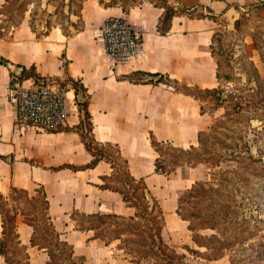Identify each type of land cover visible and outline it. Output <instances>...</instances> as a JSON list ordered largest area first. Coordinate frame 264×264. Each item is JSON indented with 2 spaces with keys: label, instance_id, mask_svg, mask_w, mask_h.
Segmentation results:
<instances>
[{
  "label": "crops",
  "instance_id": "obj_1",
  "mask_svg": "<svg viewBox=\"0 0 264 264\" xmlns=\"http://www.w3.org/2000/svg\"><path fill=\"white\" fill-rule=\"evenodd\" d=\"M75 2L46 0L43 7L46 14L38 21L40 25L45 24L47 18L43 17L56 13L62 6L67 12L70 34L64 32L62 23L55 22L45 35L38 36L30 21H23L11 30L9 37L0 36V55L10 60L7 64L0 62V194L10 205L16 202L10 196L14 187L28 191L30 197L36 195L37 188H42L49 199L47 210L55 228L74 246L75 254L82 257L85 264L90 258L89 245H96L97 249L111 248L114 259L139 264L125 254L117 255L114 250L120 247L113 245V241L107 244L101 238L92 237V230L78 229L71 215L79 210L132 216L136 208L124 200L120 191L99 185L105 182L106 176L116 174L109 160L102 158L95 165H88L93 154L75 128L80 122V110L76 103L78 94L70 78L80 80L87 90L95 138L103 143L118 144L128 161L130 173L137 178L144 177L164 213L166 206H171L178 214V192L191 187L201 176L186 187L174 189L177 168L166 172L156 170L159 153L152 145L151 135L162 143L188 148L200 141V133L212 123L214 116L202 109L200 100L194 95L176 90L166 82L148 79L160 72L190 85L216 87L218 63L209 49L216 21L177 14L172 19L170 31L161 34L157 24L164 9L151 0L133 5L127 11L118 4L80 0L76 12ZM210 5L215 11L226 8L222 0ZM110 16H124L143 26L144 47L136 58L126 62H113L109 58L101 25ZM80 21L83 26L77 30L73 22ZM21 67L23 72L33 67L40 81L67 83V100L72 106L69 121L62 129L16 125L8 89ZM135 70L144 71L148 78L131 81L123 77ZM24 82L28 84L30 80ZM184 165L199 168L198 164ZM168 193L169 197L163 196ZM173 215L170 221L175 223ZM180 219L188 221L181 216ZM14 221L17 238L30 253L29 261L33 253H38L43 259L35 264H49L48 252L31 243L33 226L21 212L16 214ZM183 223L190 230L188 222ZM166 225L165 222L162 228L165 240ZM4 234L0 213V237ZM77 246L86 248L78 253ZM3 257L0 252V264H7Z\"/></svg>",
  "mask_w": 264,
  "mask_h": 264
},
{
  "label": "rangeland",
  "instance_id": "obj_2",
  "mask_svg": "<svg viewBox=\"0 0 264 264\" xmlns=\"http://www.w3.org/2000/svg\"><path fill=\"white\" fill-rule=\"evenodd\" d=\"M120 1L129 6L140 0ZM172 1L178 13L185 11L188 13L186 15L208 17V20L212 18L216 21L209 49L217 60L219 77L217 86L210 89L189 84L190 90L197 95L194 96L200 100L202 109L214 116L212 123L201 133L200 141L195 147L182 148L169 142L160 145V163L163 169L170 171L177 168L178 179L173 183L174 189L186 187L194 178L201 176L193 190L188 187L182 189L184 191L181 194L178 192L183 211L190 215L196 229H187L183 222L189 224L190 221H182L181 215L173 210L174 207L166 206V213L163 211L164 219L167 218L164 235L169 247L163 248L172 254L174 262H185L183 264H264V0H222L226 7L223 11H215L210 5L218 0ZM45 2L46 0H0V36L9 37L11 30L23 21L30 20L40 34L55 22L62 23L67 30V12L62 6L56 13L43 17L47 18L45 24H38L43 14H46L43 9ZM79 3L80 0H76L74 4L76 12ZM75 25L80 26L81 22H76ZM29 72L36 74L34 69ZM135 77L148 78L144 74H136ZM158 77L150 78L156 80ZM59 82L67 85L65 81ZM72 84L74 86L73 82ZM86 97L87 93L80 87L77 98L83 100ZM87 127L88 118L82 129L86 137L91 139ZM103 147L113 155L116 165L115 176L106 183L121 186L122 182L117 178L125 171V164L114 144H104ZM188 162L198 164L199 168L184 165ZM137 186V191L141 192L142 184L137 183ZM14 194L17 201L8 206L0 198V205L11 210L7 213L12 216L9 223H12L14 216L12 210L21 206L32 213L30 217L34 213L39 216L33 217L38 225L44 224L42 190L36 192L31 200L23 191ZM163 196L169 197L170 194ZM32 206L34 210L31 209ZM158 213H152L157 222ZM171 214L176 217L175 223L170 221L173 220ZM107 221L104 224L107 225V232L105 228L103 231L108 236L117 234L113 230H116L119 222L122 230L130 229L122 233V238L113 241V245L123 246L120 250H114L117 255L125 254L139 259V264H166V257L147 252L152 232L148 215L125 221L124 224L127 225L124 226L120 218H107ZM212 224L215 228L202 227ZM139 226L143 228L141 231L137 230ZM40 232L38 230L37 234ZM221 241L228 242L230 246L223 248ZM0 243L7 252L10 264H26V260L28 264H35L43 259L42 255L33 253L29 261L27 247L20 244L17 234L10 228L0 237ZM85 248L77 246V252ZM129 249L132 252H126ZM88 250V264H126V261L114 259L115 254L111 248L97 249L96 245H89ZM177 250L184 252L185 257L182 258ZM4 257L6 260L5 255Z\"/></svg>",
  "mask_w": 264,
  "mask_h": 264
},
{
  "label": "trees",
  "instance_id": "obj_3",
  "mask_svg": "<svg viewBox=\"0 0 264 264\" xmlns=\"http://www.w3.org/2000/svg\"><path fill=\"white\" fill-rule=\"evenodd\" d=\"M99 1H100V3H102L104 5H114V4L121 5L123 7V9L127 11V10H129V8L131 6L139 4L140 2H142L144 0H140L138 2L131 3L129 6L120 0H99ZM151 1L154 4L163 7V9H164L162 15L159 18L158 24H157V30L161 34H167L170 31V29L172 27V19L175 15H177V14H188L185 11L182 13H178L176 7L172 4H170L168 2V0H160V1L151 0ZM210 17H213V16H210ZM73 24L77 30L81 29V27L83 26L82 22H81L80 26L75 25L76 22H73ZM30 25L34 30L37 31L34 22L31 20H30ZM63 29H64V32L66 34L71 33L70 30L69 29L66 30L64 26H63ZM47 32H48V30H46L44 33H41V34L39 32H37V35L42 36V35H45ZM9 61H10L9 58H6L5 56L0 55V62L1 63L7 64ZM30 69H33V67ZM30 69H25L23 74L19 77L21 79H26L29 77H33L35 79H38L37 73L35 72L36 74L34 75L33 72H29ZM136 74H145V72L135 70L129 74H125L123 77L126 79H129L131 81L143 80V79L136 78L135 77ZM153 75H158L159 77L156 80L149 78L148 81H156V82L163 81V82H166L168 84H171L176 90L183 91V92L197 96L195 92L190 90V86L186 82L181 83V81L179 79L171 77L169 74H165V73L156 72V73H153ZM217 76L219 77L218 72H217ZM70 79L74 83V87H75L77 94H78V89L80 87L87 93V90H86L84 84L80 80H76L74 78H70ZM207 89H210V88H207ZM76 101L78 104V108L80 110V122L76 125L75 128L81 134L82 139H83L86 147L88 148V150L93 154V158L88 165L89 166L95 165L98 162V160L105 158V159L109 160L112 163V165L116 168L115 161L113 159V155L109 151L105 150V148L103 147L104 144L110 145V144H114V143H112V142H106V143L100 142L94 136L93 121H92L91 112L89 110V97H88V95L83 100L76 98ZM86 118H88V120H89V127H87V130L89 131L88 133L91 136V139L86 137V135L82 129L83 124L84 123L86 124ZM57 129H62V128L60 127ZM57 129H48V130H57ZM200 137H201V133H200ZM151 142H152V145L154 146V148L159 153V155L156 157V162H155L156 163V170L166 172L163 169L162 164L160 163V155H161L160 145L162 144V142L157 140L153 136V134L151 135ZM114 145L117 147L119 156L122 158V160L125 164V171H123V174L117 178L118 181L122 182V185L118 186V185H111V184L106 183V181L108 179L113 178V176H106L105 182L100 183L99 185L102 187L112 188V189L120 191L124 200H126V202L128 204L135 206L136 214L132 215V216H126V215L117 214V213H100V212L86 213V212H81L79 210H74L71 213V215L76 222V227L78 229H81V230H87V231L92 230L93 231L92 237L101 238L102 240L105 241V243L108 244V243H110L116 239L122 238L121 237L122 233H126L130 229H128V231H127V228L125 230H122V228L120 226L121 222H119L120 224L118 223L119 225L117 228H115L116 230H113V231H117V234L115 236H108L107 233H104L105 231H103V229L105 228L106 232H107V228H106L107 225H104L105 223H108L107 218H112V217L120 218V219H122V221H123L122 225L124 226V225H127V224H124L125 221L136 220L138 217H143L145 215L146 216L148 215V218L151 220L150 221L151 222L150 228H151L152 232L149 235L150 249L147 250V252L150 251V252L159 254L162 257H166V259H167L166 264H183V263H185V262H182V263L174 262L172 254L169 252H166L165 248H166V246L167 247H169V246H168L167 242L165 241V239L162 235V228L165 224V219H164V213H163V209L160 205V202H159L158 198L150 192V189L148 188L144 177L137 178L130 173L127 159L124 158V156L122 155L120 147L118 146V144H114ZM191 147L193 148L195 146L191 145ZM188 163L191 164V162H188ZM137 183L142 184L143 190L141 192L137 191V189H138ZM195 183H199V182L196 181ZM195 183L192 185V187H190L188 189L193 190V188L195 187ZM40 190H42L43 195H44V208H43V210H44L43 214L45 215L44 216V218H45L44 224L38 225L34 221L35 219L33 218L37 215H35V213H34L33 217H30V215H32V213L27 212L25 209L21 208V206H17L15 209L12 210L14 212V216H13L12 223L10 224L9 222H10L12 216L8 215L7 213L10 212L11 210L6 209L0 205V213H1L2 218H3L4 233H6L7 230L10 228L14 231L15 234H17L16 230H15L14 219H15L16 214L18 212H21L24 215L25 219L28 221V223L33 226V232L31 235L32 245H37L39 248H44L48 252V254H49L48 263L49 264H85L83 258L80 256H77L75 254L74 246L70 242H68L67 240L62 238L59 231L55 228L52 217L50 216V214L48 213V210H47L49 199L47 198L46 192L42 188H37V192ZM18 191L25 192L27 194V198L29 200H31L32 198L35 197V196L30 197L28 191H26L22 188L14 187L10 196L15 201H17V198L15 197L14 193H16ZM183 191L184 190H181L180 194ZM0 198L8 206V202L6 201V198L2 194H0ZM31 209L34 210L35 208L32 206ZM37 212L38 211H36V213ZM154 212H157V213L159 212L158 213V216H159L158 222H157V219L155 218V216L152 214ZM177 212L182 216V218L190 221L189 225H188L190 229H196L192 223V219H191L190 215H188L186 212L183 211L180 196H179ZM38 213H40V212H38ZM37 217H39V216H37ZM202 227L203 228H206V227H214L215 228L214 224L203 225ZM142 229L143 228L140 226L137 227V230H139V231H141ZM38 230L41 231L40 234H37ZM198 243L200 245H205V244H202L200 242H198ZM220 243H221V245H223V248H226V247L228 248L230 246V244L228 242L226 243L224 241H221ZM119 247L123 248V246H119ZM163 247H165V248H163ZM209 247H212V246L210 245ZM143 251H145V250H143ZM0 252L2 254H4L6 256V260H8L7 252L5 251L3 244H2V247L0 248ZM126 252H132V250L129 249V250H126ZM173 252L177 253L175 251H173ZM179 255L182 258L185 257L184 253H181ZM211 258H217V257H211ZM27 259H29V253L27 254ZM131 260L134 262H138V263L141 261L139 259H133V258H131ZM7 262H8V264H10L9 260ZM26 264H28V260H26ZM186 264H190V263L186 262Z\"/></svg>",
  "mask_w": 264,
  "mask_h": 264
},
{
  "label": "built area",
  "instance_id": "obj_4",
  "mask_svg": "<svg viewBox=\"0 0 264 264\" xmlns=\"http://www.w3.org/2000/svg\"><path fill=\"white\" fill-rule=\"evenodd\" d=\"M101 34L113 62L132 60L144 47L143 26L124 16L107 17L102 22ZM26 79L30 80L28 84ZM26 79L15 75L9 84L8 98L14 106L16 125H34L45 130L64 126L72 106L67 100V86L33 77Z\"/></svg>",
  "mask_w": 264,
  "mask_h": 264
},
{
  "label": "water",
  "instance_id": "obj_5",
  "mask_svg": "<svg viewBox=\"0 0 264 264\" xmlns=\"http://www.w3.org/2000/svg\"><path fill=\"white\" fill-rule=\"evenodd\" d=\"M22 72H23V68L21 67L20 72H16V73H17V75L21 76L22 75ZM0 248H1V243H0Z\"/></svg>",
  "mask_w": 264,
  "mask_h": 264
}]
</instances>
